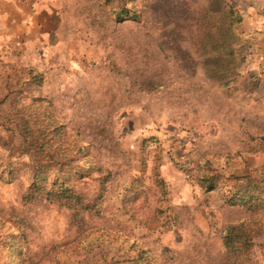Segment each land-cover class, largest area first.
<instances>
[{"label": "rangeland", "instance_id": "rangeland-1", "mask_svg": "<svg viewBox=\"0 0 264 264\" xmlns=\"http://www.w3.org/2000/svg\"><path fill=\"white\" fill-rule=\"evenodd\" d=\"M228 4L241 16L236 60L200 46ZM127 6L139 17L117 19L105 0H0V136L16 137L3 124L7 87L36 73L26 101L65 123L88 163L108 172L99 213L75 219L58 201L26 200L25 175L0 179V264H227L221 236L240 221L261 226L252 256L264 264V207L227 200L245 183L238 177L264 184V0ZM204 170L219 173L211 189ZM96 176L80 184L89 194Z\"/></svg>", "mask_w": 264, "mask_h": 264}, {"label": "trees", "instance_id": "trees-1", "mask_svg": "<svg viewBox=\"0 0 264 264\" xmlns=\"http://www.w3.org/2000/svg\"><path fill=\"white\" fill-rule=\"evenodd\" d=\"M113 4L115 18H138L134 7L127 6L129 0H105ZM217 21L210 20L203 27L200 46L203 51L225 60L238 59L241 50L235 43L239 35L234 23L241 21L239 12L228 4L217 13ZM30 72V71H29ZM40 77L31 73L26 79L7 87V117L5 127L16 135L15 139L0 136V147L7 151L6 157H0V179L12 181L25 175L28 184L23 197L26 200L49 199L58 201L73 210V217L81 211H94L101 202L106 188L108 172L88 163L87 149L78 140L71 137L65 123L59 121L45 107H34L26 99L35 97L38 87H26L29 81H38ZM25 85L24 87H22ZM17 86V87H16ZM39 157L41 163H33L29 168L19 166L13 161L17 156ZM96 171L97 188L93 194L85 191L81 183ZM217 172L202 171L199 180L204 188H213L218 182ZM242 188L232 190L227 200L246 209L257 210L264 207V184L253 176H243ZM245 184V185H244ZM261 226L253 222H231L222 233L227 264H254L252 249L256 238L262 235Z\"/></svg>", "mask_w": 264, "mask_h": 264}]
</instances>
